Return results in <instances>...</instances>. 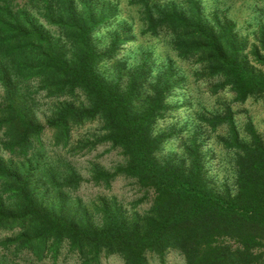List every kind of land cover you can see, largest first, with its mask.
I'll return each mask as SVG.
<instances>
[{
	"label": "trees",
	"instance_id": "16d2710c",
	"mask_svg": "<svg viewBox=\"0 0 264 264\" xmlns=\"http://www.w3.org/2000/svg\"><path fill=\"white\" fill-rule=\"evenodd\" d=\"M186 1L182 7L129 3L139 5L145 32L170 33L177 56L199 66L198 78L218 80L214 92L228 87L237 102L263 97L264 70L257 68L264 67L263 32L249 46L234 23L218 16L208 20L198 0ZM117 13L108 0H26L20 7L0 0V147L8 154L0 155V233H7L0 248L14 255L2 252L0 262L12 264L18 256L24 260L18 264L54 261L65 246L79 264H100L108 255L120 256L123 264H149V255L163 261L168 251H177L184 264L264 262L261 134L248 119L241 136L230 108L200 118L212 133L227 129L222 139L234 155L233 193L228 186L219 190L207 175L196 136L185 144L184 159L160 161L157 153L170 136L155 134L154 126L172 109L167 98L184 77L168 60L151 78L155 61L148 54L126 71L124 83L107 79L99 63L112 59L130 33L125 27L114 31L104 51L92 34ZM32 82L64 98L44 123L30 111L24 86ZM78 94L84 101L75 102ZM93 120L101 121L103 134L71 144L73 130ZM47 133L54 146L73 152L97 142L118 149L124 162L111 170L91 163L87 180L109 187L117 177L131 178L151 192L149 207L138 209L145 198L130 211L113 196L88 205L71 198L64 189L77 188L82 178L69 161L46 160Z\"/></svg>",
	"mask_w": 264,
	"mask_h": 264
},
{
	"label": "rangeland",
	"instance_id": "374dc122",
	"mask_svg": "<svg viewBox=\"0 0 264 264\" xmlns=\"http://www.w3.org/2000/svg\"><path fill=\"white\" fill-rule=\"evenodd\" d=\"M108 1L116 5L118 13L113 20L92 34L95 46L99 51L107 49L114 31L122 30L123 27L129 30L130 39L119 48L112 59L101 61L98 70L107 79L124 83L126 71L140 64L148 54L155 61L151 78L162 69L168 60L172 61L184 80L182 85L167 98L172 109L154 126L155 134L166 132L170 136L162 144L157 157L160 161L171 159L178 162L184 159L186 157L185 144L193 136H196L201 144V155L207 175L219 190L228 186L233 193L236 189L234 155L232 154L233 151L224 146L222 139L227 129L223 126L212 133L201 122L200 118L230 108L233 112L236 128L241 136H245V124L250 119L264 140V96L258 99L248 98L245 102H237L234 100V93L228 87L214 92L212 86L218 80L209 81L203 77L198 78L196 73L199 71V66L191 60H184L177 56L168 31L161 30L156 35L145 32V24L141 18L139 5L129 3L130 0ZM150 2H156L159 5L173 3L182 7L187 1L150 0ZM198 2L201 5L203 16L208 20L218 16L221 20L234 23L238 35L246 40L249 46L257 43L259 32L262 31L264 34V0H198ZM12 3L17 7L25 6L26 0H12ZM29 9L34 15L36 14L35 8L29 7ZM40 20L45 23L44 20ZM45 25L54 31L53 27L46 23ZM257 68L264 70V67L257 66ZM24 87L29 98L31 114L41 123L46 121L57 103L64 99L63 97L49 96L45 91L39 90L36 82L29 83L28 86ZM78 95L75 102L84 101V96ZM2 96L3 88L0 85V101ZM206 130L208 131L206 132ZM101 134H103V129L100 120L86 122L73 130L71 144L78 138H87L90 142ZM1 139L0 133V141ZM0 155L3 158L8 157V154L3 152L1 147ZM43 155L46 160L54 164L69 161L82 178L77 188L64 189L73 199L79 198L88 205L97 200L98 196H113L129 211L140 198L145 199L137 204L139 211H144L150 205L151 192L146 193L131 178L117 177L110 182L109 187L103 184H94L87 180L90 176L91 163H98L105 169L111 170L124 162V156L121 152L111 148L107 142H97L93 146L73 152L68 148H62L61 145L54 146L50 133H47L44 136ZM6 234L1 232L0 239ZM261 250L264 253V247ZM10 251L0 248V254L4 252L12 258L14 255H12V250ZM20 256L23 257L22 254ZM23 262V258H19V256L12 260V264ZM0 264L5 263L1 260ZM37 264H79V261L77 256L69 252L65 246L56 260L46 258L38 261ZM100 264H123V260L118 255L102 256ZM149 264H184V259L177 251H168L163 261L156 255H149ZM260 264H264V262Z\"/></svg>",
	"mask_w": 264,
	"mask_h": 264
}]
</instances>
